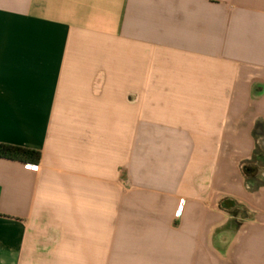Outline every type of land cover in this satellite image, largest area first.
<instances>
[{
  "label": "crops",
  "instance_id": "obj_1",
  "mask_svg": "<svg viewBox=\"0 0 264 264\" xmlns=\"http://www.w3.org/2000/svg\"><path fill=\"white\" fill-rule=\"evenodd\" d=\"M0 264H264V0H0Z\"/></svg>",
  "mask_w": 264,
  "mask_h": 264
},
{
  "label": "trees",
  "instance_id": "obj_2",
  "mask_svg": "<svg viewBox=\"0 0 264 264\" xmlns=\"http://www.w3.org/2000/svg\"><path fill=\"white\" fill-rule=\"evenodd\" d=\"M0 156L37 165L42 159V152L33 148L3 143L0 145Z\"/></svg>",
  "mask_w": 264,
  "mask_h": 264
}]
</instances>
